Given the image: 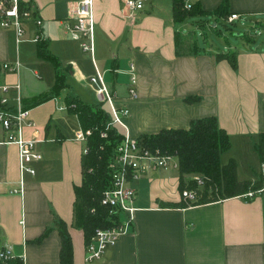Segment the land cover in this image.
<instances>
[{"label": "crops", "instance_id": "crops-1", "mask_svg": "<svg viewBox=\"0 0 264 264\" xmlns=\"http://www.w3.org/2000/svg\"><path fill=\"white\" fill-rule=\"evenodd\" d=\"M223 1L190 3L211 12ZM77 2L32 0L50 55L44 59L31 40L37 30L32 21L24 22L25 35L18 45L13 29L0 27V63L19 62L18 71L1 80L20 83L33 122L27 137L35 140L40 155L32 164L35 173L21 175L17 147L0 145V249H8L24 264H60L55 222L61 221L73 243V264H264V187L252 198L242 194L177 208L171 204L181 200L179 173L171 167L131 182L137 206L132 228L101 259L86 262L83 231L73 225L75 188L82 182L83 143L77 138L82 127L65 106L66 97L100 105L87 82L95 71L94 61L129 110L123 119L126 129L119 127L122 133L140 137L163 129H188L191 120L214 116L229 136L230 148L222 152L226 161L241 156L237 150L252 147L260 164L256 146L264 132V0H226L227 15L241 16L233 24L249 21L252 29L262 30L260 37L249 28L235 32L242 41L239 48L226 41L214 48L205 36L203 44L197 41L194 30L205 35L217 30L218 22L231 25L221 16L189 17L176 24L172 0H143L144 9L127 18L120 0H94L92 55L83 53L62 25ZM176 33L184 42L180 46ZM232 50L236 68L226 59H216L218 53ZM57 77L63 83L59 89ZM131 84L136 91L132 99ZM60 99L64 105L57 104ZM100 106L108 112L106 104Z\"/></svg>", "mask_w": 264, "mask_h": 264}, {"label": "built area", "instance_id": "built-area-1", "mask_svg": "<svg viewBox=\"0 0 264 264\" xmlns=\"http://www.w3.org/2000/svg\"><path fill=\"white\" fill-rule=\"evenodd\" d=\"M23 2V6H20ZM94 0H78L71 14L62 25L66 34L78 42L83 53L93 54L94 49ZM121 9L127 18H135L136 12L143 10V0H120ZM188 6V5H186ZM241 19L237 13H231L226 17L227 23ZM32 21L37 30L32 41L39 42L41 33V19L39 12L33 6L32 0H0V27L2 29H13L16 45L23 42L25 35V21ZM89 75L87 82L94 87L99 104L108 106L109 120L101 132V137H106L108 129H116L121 134L119 143L114 147L111 158L108 161L110 169V185L101 193L100 205L107 209L110 224L105 228H97L93 236L86 242L84 257L86 262H93L101 259L104 252L115 246L118 239L132 228L137 206L136 190L132 187V181L148 175L152 171L171 167L178 169L177 157L173 154L162 151L158 147H149L144 144L140 137H131L122 133L119 127L126 129L123 119L129 115V110L123 101H119L116 93L110 89L104 81L103 71L96 67ZM19 62L0 63V145L14 144L17 147L18 167L21 175L35 173L32 164L40 157L34 139L27 137V130L32 127L29 109L23 103L21 85L19 82L10 85L1 80V76L15 73L18 70ZM130 67V81L134 84L135 75L132 73L134 67ZM128 87L130 99L136 97L134 86ZM92 130H81L77 138L83 143L82 155L88 152L87 138ZM259 173L264 176V161L260 162ZM261 191L252 190L244 193L248 198ZM180 196L184 200H194L190 191L183 190ZM93 210V209H92ZM12 255L8 249H0V260H7Z\"/></svg>", "mask_w": 264, "mask_h": 264}, {"label": "trees", "instance_id": "trees-1", "mask_svg": "<svg viewBox=\"0 0 264 264\" xmlns=\"http://www.w3.org/2000/svg\"><path fill=\"white\" fill-rule=\"evenodd\" d=\"M20 6H23V2H20ZM171 7L172 21L176 24L183 23L189 17L202 18L214 15L221 16L225 20L228 16L226 0L211 12L201 9L198 3L186 8L185 0H172ZM183 43L179 33H176V45L180 46ZM37 55L43 59L50 57L45 40L37 42ZM222 58L226 59L232 68H236L234 50L218 53L216 59ZM55 84V89L62 87L60 77L56 78ZM66 98L67 112L77 115L82 130L90 128L92 130L87 138L88 152L81 159L82 182L75 188L76 200L73 207V225L82 229L84 240L87 242L97 228H105L110 224L107 209L100 205L99 198L110 185L108 161L114 147L120 141L121 134L116 129H108L106 137H101L100 134L109 120L108 112L100 105H88L76 97ZM190 123L188 129H163L155 134L140 136L147 146L158 147L177 157L180 193L183 190L190 191L194 195V200H184L181 196L179 203L171 204L173 207L219 201L264 187V176L260 173L256 180L238 179L234 159L230 158L226 163L220 164V155L230 148V141L225 130L218 127L214 116L193 119ZM256 149L259 152L260 162L264 161V132L259 134ZM193 173H200L203 178L198 181L193 180L194 178L187 180L186 175ZM55 228L60 234V264H73V243L65 223L56 221ZM0 264L24 263L22 259L11 257L0 260Z\"/></svg>", "mask_w": 264, "mask_h": 264}, {"label": "rangeland", "instance_id": "rangeland-1", "mask_svg": "<svg viewBox=\"0 0 264 264\" xmlns=\"http://www.w3.org/2000/svg\"><path fill=\"white\" fill-rule=\"evenodd\" d=\"M186 5H188V6H186ZM185 6H186V8L191 6L190 0H185ZM189 23L192 25V21L189 20ZM242 24H243V26L238 25V24H237L238 25L237 26L236 23L231 24L230 26H225V24L223 22H218L217 30L211 29L210 31L209 30L205 31V35H202L199 31L194 30V32H195L197 41L200 44H203L204 36H205L206 39L208 40V42H210L211 45L214 46V48L223 47V46L227 45L226 42L232 48H234V46L236 48H239L240 46H242L241 45L242 41L239 37L236 36L235 32H240L242 34L243 32L246 31V29L249 28L248 30H251L253 35H257L259 37H260L261 32H262V30H259V28L252 29L251 28L252 24H250L249 21L246 23H242ZM192 29H194V28H192ZM185 30H186V27H185ZM217 31H218V33L220 32L221 35H218V33L216 34L215 32H217ZM189 49H191V48L189 47ZM189 51L183 49V52H189ZM62 103H63V99L57 100L58 105H60V104L64 105ZM235 153H236V150H235ZM238 153L239 154L241 153V156L238 157V155H237L236 158L233 157L235 162H236V165H237L238 177L240 179L244 178L247 180H251V179L255 178L257 176V174L259 173V170H260V164L257 163L256 159H255V158H257V153L255 152V150L251 147L250 151L237 150V154ZM226 156H227L226 153L221 154V158H220L221 164L222 163L224 164L228 161V160L226 161V158H227ZM187 176L193 177L194 178L193 180H195V181H198L199 179L201 180L203 178V175H201L200 173L187 174L186 177ZM188 177L186 178L187 180H189Z\"/></svg>", "mask_w": 264, "mask_h": 264}]
</instances>
